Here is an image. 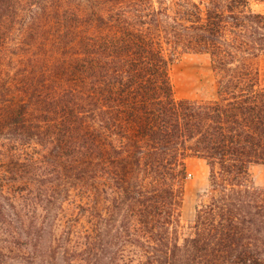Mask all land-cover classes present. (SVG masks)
Segmentation results:
<instances>
[{
  "label": "trees",
  "instance_id": "obj_1",
  "mask_svg": "<svg viewBox=\"0 0 264 264\" xmlns=\"http://www.w3.org/2000/svg\"><path fill=\"white\" fill-rule=\"evenodd\" d=\"M253 2L0 0V264H264ZM185 54L210 56L216 98L176 99ZM190 157L209 188L180 243Z\"/></svg>",
  "mask_w": 264,
  "mask_h": 264
},
{
  "label": "rangeland",
  "instance_id": "obj_2",
  "mask_svg": "<svg viewBox=\"0 0 264 264\" xmlns=\"http://www.w3.org/2000/svg\"><path fill=\"white\" fill-rule=\"evenodd\" d=\"M251 9L254 12L264 13V3L253 2ZM262 79L264 80V57L260 61ZM169 72L176 99L211 100L217 96V76L212 68L209 55L185 54L170 62ZM252 181L255 187L264 190V165H253L250 168ZM209 188V167L200 158L190 157L186 161V177L184 180V196L181 207L179 225V242L194 233V223L197 208L202 202ZM83 219L82 224L89 227ZM57 237L63 233L65 219L58 222ZM75 238L73 237V240ZM9 264H19L14 261Z\"/></svg>",
  "mask_w": 264,
  "mask_h": 264
}]
</instances>
